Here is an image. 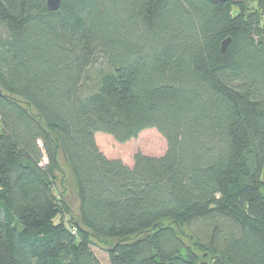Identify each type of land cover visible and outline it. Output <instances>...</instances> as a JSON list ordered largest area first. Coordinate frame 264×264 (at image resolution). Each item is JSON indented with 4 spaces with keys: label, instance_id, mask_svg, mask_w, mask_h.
<instances>
[{
    "label": "trees",
    "instance_id": "obj_1",
    "mask_svg": "<svg viewBox=\"0 0 264 264\" xmlns=\"http://www.w3.org/2000/svg\"><path fill=\"white\" fill-rule=\"evenodd\" d=\"M148 128L131 165L95 141ZM200 256L264 264V0H0V264Z\"/></svg>",
    "mask_w": 264,
    "mask_h": 264
},
{
    "label": "rangeland",
    "instance_id": "obj_2",
    "mask_svg": "<svg viewBox=\"0 0 264 264\" xmlns=\"http://www.w3.org/2000/svg\"><path fill=\"white\" fill-rule=\"evenodd\" d=\"M95 141L99 149L109 158H120L128 165L133 163V156L136 152H141L147 155L160 156L164 154L166 150V141L154 128H148L141 131L136 138H132L126 142H117L114 138L106 133L97 132L95 134ZM58 160L60 163L59 169L56 171L55 187L56 193L61 195L62 199L68 204L70 213L73 216L78 215V197L76 193V187L74 180L70 175L68 166L63 160L61 153L58 154ZM67 218L65 214L64 218ZM178 233L182 238L188 242L183 232L185 227H178ZM93 250L97 256L106 263V254L104 252L103 244L97 242L94 239ZM199 261L203 260L199 257Z\"/></svg>",
    "mask_w": 264,
    "mask_h": 264
},
{
    "label": "water",
    "instance_id": "obj_3",
    "mask_svg": "<svg viewBox=\"0 0 264 264\" xmlns=\"http://www.w3.org/2000/svg\"><path fill=\"white\" fill-rule=\"evenodd\" d=\"M212 1L222 3V2H225L227 0H212ZM45 3H46L47 8L49 10L53 11V10H56L59 7V5L61 3V0H45ZM228 41H229V38H226L224 41H222L221 49L223 51L225 50ZM199 264H208V263L206 261H202Z\"/></svg>",
    "mask_w": 264,
    "mask_h": 264
}]
</instances>
